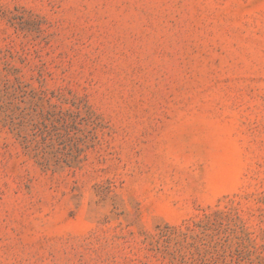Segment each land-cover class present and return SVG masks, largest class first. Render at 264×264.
Segmentation results:
<instances>
[{
  "label": "rangeland",
  "instance_id": "374dc122",
  "mask_svg": "<svg viewBox=\"0 0 264 264\" xmlns=\"http://www.w3.org/2000/svg\"><path fill=\"white\" fill-rule=\"evenodd\" d=\"M0 264H264V0H0Z\"/></svg>",
  "mask_w": 264,
  "mask_h": 264
}]
</instances>
